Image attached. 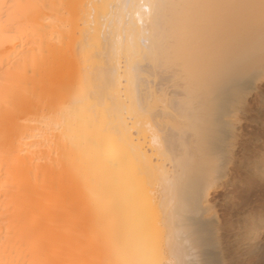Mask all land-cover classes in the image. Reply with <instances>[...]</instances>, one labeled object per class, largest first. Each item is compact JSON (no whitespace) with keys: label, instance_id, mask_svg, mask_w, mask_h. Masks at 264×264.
Wrapping results in <instances>:
<instances>
[{"label":"bare ground","instance_id":"obj_1","mask_svg":"<svg viewBox=\"0 0 264 264\" xmlns=\"http://www.w3.org/2000/svg\"><path fill=\"white\" fill-rule=\"evenodd\" d=\"M200 3L0 0V264L181 263L183 203L209 207L208 188L184 178L194 143L175 135L198 107L189 73L210 42L197 35ZM191 242L177 245L182 264L200 262Z\"/></svg>","mask_w":264,"mask_h":264},{"label":"rangeland","instance_id":"obj_2","mask_svg":"<svg viewBox=\"0 0 264 264\" xmlns=\"http://www.w3.org/2000/svg\"><path fill=\"white\" fill-rule=\"evenodd\" d=\"M198 1L201 3L197 9H192V14L199 21L197 35L209 37L208 54L202 55L207 56L203 62H197L201 55L191 61L195 62V69L189 73L190 79L200 83L198 87V81H194V87L198 86L193 89L195 93L191 90L193 96L196 95L194 100L198 107L186 123L183 120L180 123L183 128L177 132L182 136L175 135L185 138L190 145V141L195 144L186 153L192 154L187 155L190 166L187 164L189 173L186 170L184 178L199 182L197 192L208 188L210 209H206L207 214L199 212V216L198 211V214L191 212L196 208L186 205L187 200L183 203V211L186 210L183 213L187 216L183 222H178V244L182 245L180 248L184 253L191 241L198 245L201 264H264V80L251 83L255 78L254 62L258 55L255 47L260 42L257 16L263 4L261 0ZM204 70L207 71L205 75L202 74ZM252 84L255 87L249 90ZM184 188L179 191L182 189V195L186 197L192 189L187 187L188 190L183 192ZM159 227H162V237L158 241L161 249L156 243L152 250L157 248L158 254L163 255L170 253L172 248L161 239L167 237L166 223H160ZM189 239L191 241L187 243ZM176 243L178 254L171 253L174 257L178 255L175 262L180 260L179 264H182L184 257L181 258ZM162 244L170 249H164Z\"/></svg>","mask_w":264,"mask_h":264}]
</instances>
